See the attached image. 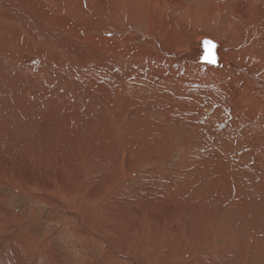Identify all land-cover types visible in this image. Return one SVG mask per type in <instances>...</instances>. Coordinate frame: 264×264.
I'll return each instance as SVG.
<instances>
[{
	"label": "rangeland",
	"instance_id": "374dc122",
	"mask_svg": "<svg viewBox=\"0 0 264 264\" xmlns=\"http://www.w3.org/2000/svg\"><path fill=\"white\" fill-rule=\"evenodd\" d=\"M5 2L9 9L18 5V0ZM203 2V8L197 0L194 11L187 10L194 13L196 28L206 8L207 2ZM129 6L125 0L118 3L124 14ZM134 7L136 14L156 22L161 19L150 0H136ZM204 17L201 20H208ZM109 22L107 19L105 31ZM114 24L123 25L126 35L105 34L114 37L110 40L119 48L137 52L143 46L144 36L128 32L140 24L120 20ZM206 24L199 25L203 32L215 33ZM149 27L147 23L150 33ZM8 32L0 34V50L6 58L25 40L22 34ZM131 36L134 39H126ZM35 56L38 66L42 62ZM7 60L1 68L6 77L13 71L11 59ZM54 62H43L51 76L47 85L37 73L36 83L31 78L35 105L46 91L48 96L57 93L51 98L55 107L47 101L39 104L48 106L47 111L54 115L49 119L43 116L47 111L41 114L35 107L18 124L25 128L27 121H40L35 123L39 134L32 125L24 138L17 135L21 141L17 136L0 135V150L10 153L0 154V264H264V140L258 136L259 127H255L258 138H250L240 132L246 130L244 126L233 123L239 115L233 99L224 104L228 116L222 124H206L200 113L202 100L195 97L188 106L183 93L167 105L172 117L166 118L162 114L166 96L151 97L154 92L151 94L148 85L135 87V83L146 85L138 81L142 79L138 75L141 64L136 62L138 69L133 65V72L125 69L130 73L122 80L110 75L107 91L114 92L116 100L106 101L101 91H95V73L66 63L62 68V63L59 69L56 66L58 71L62 68V76L55 71ZM24 77L15 79L18 89L27 85ZM101 79L100 86L107 83ZM58 80L61 84L57 86ZM115 80H120L117 87ZM237 100L244 103L242 97ZM108 106L111 114L106 111ZM184 107L194 109L193 125L187 126L189 118L179 110ZM211 112L218 115L215 109ZM59 116L72 117L75 128L68 129L72 121H62ZM156 117L161 124L155 123ZM227 120L232 122L230 126ZM164 122L179 127L170 130ZM218 126L219 132L214 131ZM232 126L238 129L233 128L234 134L227 131ZM21 152L29 155L27 161L22 160Z\"/></svg>",
	"mask_w": 264,
	"mask_h": 264
},
{
	"label": "bare ground",
	"instance_id": "6f19581e",
	"mask_svg": "<svg viewBox=\"0 0 264 264\" xmlns=\"http://www.w3.org/2000/svg\"><path fill=\"white\" fill-rule=\"evenodd\" d=\"M5 1L0 0V34L11 31L8 34L15 33L17 36L22 34L25 40L19 42V45L9 52L10 58H6L2 54L3 51L0 50V135H11L14 138L19 135L24 138L23 134L26 133V128L31 127L32 129V125H34V133L39 134L40 130H37L38 127L36 125L40 121H27L28 126L22 128L19 127L23 122L22 120H24V117L29 116L35 107L39 109L41 114L49 109L48 106L55 107L51 98L57 93L52 92L48 96L49 92L46 89V95L39 97L36 105V101L32 100L34 97L32 91L34 83L42 78L45 81L42 82L41 80V83L47 85L51 77L46 71V68H48L47 63L43 62L55 61V71H58L56 66L59 69L63 63L62 68L69 64L77 68L80 67L81 71L95 73L98 76L93 79L97 83L95 91H101L100 94L106 101L111 98L116 100L114 92L110 93L111 90L107 91L110 87L109 82L113 78H110V75H115V78L122 80L126 74L133 70V65L138 69L135 66L137 62L141 64V67L139 66L141 71L138 72V75L140 79L142 78L138 81L145 82L146 85L135 83V87L142 89L148 85L147 87H150L148 89L152 90L150 91L152 92L151 94L154 92L153 96L150 94L151 97L166 96L163 102L165 108L162 110L164 112L162 114L166 118L172 117L170 114L172 109L167 110V105L179 99L174 96L183 93L184 98L189 99L184 101L188 106L195 97L202 100L199 101L200 103L203 102L200 106V113L206 124L208 122L210 126L215 123L222 124L226 122L225 118L228 116L225 112L224 104L228 103L227 99H233L234 103H231L234 105L235 113H239L236 121L233 119V123L236 126L239 123L244 126L246 130L240 132H245L243 135L245 134V136L250 138L251 135H256L257 137L255 129L259 127L258 136H262L264 140V0H198L199 5L201 2L204 4L203 1L207 2L205 10L203 9V15L208 18V20H205L209 21V23L206 24L205 20H201L204 17L200 14L202 13L201 10L198 11V14L203 17L199 15L201 21L198 20L197 22L200 26L206 24L208 27L214 28L215 33L210 32V34L204 33L208 31L203 32L199 25L196 28L193 24L194 13L192 15L190 11L189 14L187 13V10H192L195 7V1L197 0H150L154 5V11L160 15L161 19L159 22H156L148 15L136 14V8L134 7L136 0H125V3L130 5L126 14L122 13L118 8V3L121 0H18V5L13 9H9ZM52 1H54L53 4ZM54 5H57L58 8ZM199 5L197 4L196 6L199 8L201 6ZM107 19H110L109 23L111 24H108L109 27L106 31L115 34L124 32V35H126V29L123 25L114 24L117 20L140 24V27H132V30L128 29V32L135 33L138 37L144 36L142 38L144 40L143 46L138 47L137 52H127L119 48L118 43L112 42L114 37H111L113 39L111 41V38L106 35L107 32L104 30V26H106ZM72 22H76V25H73L75 23L72 24ZM147 23L150 25V33L146 29ZM12 24H15V26ZM145 35L149 40L153 39V41L150 42ZM126 39L134 38L131 36ZM204 40L210 41L215 47L206 49ZM126 43L122 42L121 45ZM5 49L8 48L6 47ZM36 54L41 59L42 63H39L40 66L35 65ZM165 55L171 56V59L164 58ZM205 56H214L215 63H208L204 59ZM7 59H11L10 61L13 63V65L10 63L13 71H9L8 77L2 75L3 70L1 69L3 60L8 61ZM125 69L130 71L125 73ZM60 70L58 71L59 75L62 74L63 76V72ZM36 73L39 79H37ZM20 75L26 76L24 79H27L28 83L18 89L15 85V79H20ZM100 77L102 78L101 80L106 79L107 83H102L100 86L98 84V78L100 79ZM63 80H65L64 77ZM132 80L134 79L132 78ZM119 82L115 85L116 87ZM133 82H137V80ZM60 84L61 81L58 80L56 85ZM122 84L124 83L120 85ZM167 88L170 89L169 94L164 91ZM148 89L147 91H149ZM131 91V93H134V90ZM136 91L138 92V89ZM100 94L98 95L100 96ZM240 97L243 98V104H240L237 100ZM46 101L48 106L39 105ZM110 104L112 105V101ZM213 109L217 110V116L212 115L211 111ZM179 110L184 117L189 118L187 126L193 125L195 122L192 117L194 109L191 111L190 107H184ZM55 111L57 110L55 109ZM106 111L111 114L109 106ZM155 111L157 112L158 110ZM49 112L47 111L43 116L51 119L55 112ZM227 112L231 114L229 107ZM235 113L233 112L232 115L235 116ZM260 114L262 115L260 116ZM59 118L62 121L63 119L67 122L72 121V125H68V129H71V126L74 127L72 117L59 116ZM143 119L145 120V118H142V121ZM19 121H21L20 125L18 124ZM130 121H133V119H130ZM146 121L143 122L146 123ZM155 123L161 124L160 117L159 119L157 118ZM155 123L153 126H157ZM230 123L232 122L230 121ZM230 123L228 121L229 126ZM164 124L170 130H176L179 127L165 122ZM219 126L214 131L219 132ZM157 127L159 129L163 128V126ZM234 127L232 126L227 131L230 134L233 133L237 129L236 127L233 129ZM34 133L32 131L31 134L34 135ZM197 134L201 135L199 131L196 132ZM21 140L19 138V141ZM257 142L255 141V143ZM208 149L206 148L205 150L208 151ZM1 153L10 154L0 150ZM23 154L21 155L23 157L22 160L27 161L26 159L29 155ZM22 251L25 252L24 245L22 246Z\"/></svg>",
	"mask_w": 264,
	"mask_h": 264
},
{
	"label": "snow or ice",
	"instance_id": "6c2138e0",
	"mask_svg": "<svg viewBox=\"0 0 264 264\" xmlns=\"http://www.w3.org/2000/svg\"><path fill=\"white\" fill-rule=\"evenodd\" d=\"M204 44H205L206 49H210V48H212V47H215V45L211 44L210 41H205ZM204 59H205L208 63H212V64L215 63V57H214V56H212V57L205 56Z\"/></svg>",
	"mask_w": 264,
	"mask_h": 264
},
{
	"label": "water",
	"instance_id": "95a60500",
	"mask_svg": "<svg viewBox=\"0 0 264 264\" xmlns=\"http://www.w3.org/2000/svg\"><path fill=\"white\" fill-rule=\"evenodd\" d=\"M204 42H205V40H204Z\"/></svg>",
	"mask_w": 264,
	"mask_h": 264
}]
</instances>
